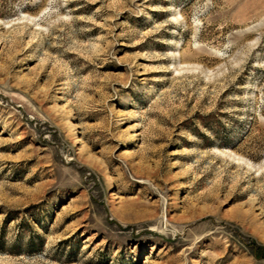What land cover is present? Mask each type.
I'll list each match as a JSON object with an SVG mask.
<instances>
[{
  "label": "rangeland",
  "instance_id": "rangeland-1",
  "mask_svg": "<svg viewBox=\"0 0 264 264\" xmlns=\"http://www.w3.org/2000/svg\"><path fill=\"white\" fill-rule=\"evenodd\" d=\"M0 264H264V0H0Z\"/></svg>",
  "mask_w": 264,
  "mask_h": 264
},
{
  "label": "bare ground",
  "instance_id": "bare-ground-1",
  "mask_svg": "<svg viewBox=\"0 0 264 264\" xmlns=\"http://www.w3.org/2000/svg\"><path fill=\"white\" fill-rule=\"evenodd\" d=\"M70 126H71V127H78L77 124H75L74 122H71V121H70ZM79 128H80V127H79ZM76 130H77V129H76ZM77 136H78V135H77ZM75 140H76L78 143H79V142H80V143L83 142V139L81 138V136H78L77 139H75ZM76 141H75V142H76ZM84 142H85V141H84ZM80 143H79V144H80ZM106 177H108V175H107ZM111 178H113V177H111ZM108 181H109V180H108ZM111 196H112V195H111ZM112 197H113V196H112Z\"/></svg>",
  "mask_w": 264,
  "mask_h": 264
}]
</instances>
